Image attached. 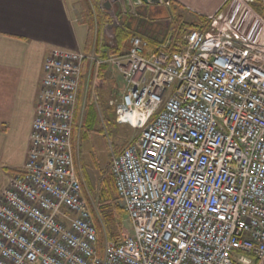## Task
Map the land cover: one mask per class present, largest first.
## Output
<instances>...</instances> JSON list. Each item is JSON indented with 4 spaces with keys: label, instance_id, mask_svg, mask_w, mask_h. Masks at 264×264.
Returning a JSON list of instances; mask_svg holds the SVG:
<instances>
[{
    "label": "built area",
    "instance_id": "built-area-1",
    "mask_svg": "<svg viewBox=\"0 0 264 264\" xmlns=\"http://www.w3.org/2000/svg\"><path fill=\"white\" fill-rule=\"evenodd\" d=\"M237 1L175 50L134 35L107 57L48 52L25 163L0 192V264H264V41ZM85 61L121 72L115 120L138 130L109 164L131 231L101 251L71 141Z\"/></svg>",
    "mask_w": 264,
    "mask_h": 264
},
{
    "label": "crops",
    "instance_id": "crops-1",
    "mask_svg": "<svg viewBox=\"0 0 264 264\" xmlns=\"http://www.w3.org/2000/svg\"><path fill=\"white\" fill-rule=\"evenodd\" d=\"M225 1L99 0V7L107 13L109 21L102 33L105 45L96 50L95 37L89 42V27L80 0H0V192L25 163L42 63L51 49L82 50L107 57L112 54H108L110 51L105 46L110 41L114 42V38L107 39L113 34V29L123 23L133 35L148 42V50H155L165 37L174 35V29L197 22L199 16L214 13ZM256 16L264 23L259 15ZM113 17H116V23H113ZM175 19L179 20L177 26H172ZM108 26H114L111 33ZM112 44L114 46L115 42ZM93 65L85 61L83 73L88 72L89 75ZM96 81L92 83V93L95 92ZM123 89L124 82L120 93ZM104 132L102 129L101 132L90 133L79 146L72 142L76 171L84 173L88 183L90 174L98 172L93 160L96 146L89 148L83 144L97 136L103 137Z\"/></svg>",
    "mask_w": 264,
    "mask_h": 264
},
{
    "label": "trees",
    "instance_id": "trees-1",
    "mask_svg": "<svg viewBox=\"0 0 264 264\" xmlns=\"http://www.w3.org/2000/svg\"><path fill=\"white\" fill-rule=\"evenodd\" d=\"M83 4L84 8V16L85 20L89 27V42L92 41L93 37H95V48L96 50H100L105 45V39L102 33L104 32V27L106 23H108L109 18L107 13H104L99 7V0H80ZM230 0H227L226 3L220 8V11H223L225 6L228 4ZM262 0H253L250 3L251 8L260 16L264 17V7L261 4ZM92 6L94 11L92 12ZM179 19V17H178ZM175 19L174 21H179ZM95 20V25H94ZM209 23L205 16H199L197 22H191L180 25V27L174 29L175 33L172 36V44L170 46L171 50L178 49L177 45L182 42V36L187 29H208ZM177 26V25H176ZM95 28V30H94ZM175 28V27H174ZM113 38L115 45L112 49V52L119 53L123 49H125L130 42V39L134 36L130 28H127L123 23L113 29ZM133 35V36H132ZM104 42V43H103ZM103 43V44H101ZM181 44V43H180ZM107 69V65L101 64L99 66L93 65L91 72L88 77L85 78V72L83 69L79 82L78 96L76 101V110L74 116V124L72 128V139L74 138V133L80 132L82 139L87 137L92 132H101L102 129L98 126L96 122V115L92 104L90 103V91L92 88V83L96 81H102V76ZM89 90L87 94V103L84 107V119L80 122L79 125L76 124L78 114L81 108V94L84 89ZM108 178L104 181L103 186L99 188L97 194H95V205H91V201H89V206L93 214V221L97 228V249L101 251L104 239L108 240H117L125 237L129 232L124 226V220L126 219V213L123 208L122 203L120 202L119 196L116 193L113 178L111 175L107 176Z\"/></svg>",
    "mask_w": 264,
    "mask_h": 264
},
{
    "label": "rangeland",
    "instance_id": "rangeland-1",
    "mask_svg": "<svg viewBox=\"0 0 264 264\" xmlns=\"http://www.w3.org/2000/svg\"><path fill=\"white\" fill-rule=\"evenodd\" d=\"M204 1V0H202ZM227 1V0H226ZM225 1V3H226ZM233 0H230L228 4L225 6L223 11H226ZM239 2V3H238ZM238 7L235 8L234 14L237 15L239 12V8L244 6L241 0L237 1ZM262 6L264 7L263 3L261 2ZM220 9L215 11L214 13H210L206 15V19L209 23L212 21L213 15L218 13ZM255 12V11H254ZM256 13V12H255ZM257 14V13H256ZM258 15V14H257ZM260 16V15H259ZM253 20H247L246 23V31L250 38L255 39L258 42L264 41V23L260 20L254 13L252 15ZM263 20L264 17L260 16ZM114 18V22L116 23V17ZM177 21L172 22V26H176ZM110 33L114 26H108ZM113 37V34L110 35V40ZM113 41H110L106 44L107 51H112L113 49ZM108 53L112 55H116L117 53ZM110 55V56H112ZM88 77V72L85 74V78ZM103 82L99 81L97 85H94L95 92L92 93L90 91V103L92 104L95 115H96V122L98 126L105 130L103 137H95L89 142H84V147L96 146V154L93 156L94 163L98 172L95 171L93 174L89 176V183L85 180L84 173H79L80 179L82 181V187L84 191V197L87 200L88 205L89 201H91V205H95V194L98 193L99 188L103 186L104 181L108 178L107 176L110 175L109 171V164L111 162L112 157L121 151L125 146H127L131 141L135 140L138 135V130L127 125L117 123L115 120V111L117 103L119 102L120 91L123 88V77L121 72L117 69V67L112 64H107V70L103 74L102 79ZM96 83V82H95ZM93 87V84L91 85ZM83 94H82V101L81 105L83 104V110L80 108V112L77 117L76 124L79 125L82 119H84V107L88 101L87 94L89 90L85 87ZM82 140V136L80 132L74 133V145H80ZM72 141V142H73ZM80 159V158H79ZM120 199V198H119ZM120 202L123 205V201L120 199ZM90 207V206H89ZM124 208V205H123ZM91 210V209H90ZM92 212V211H91ZM93 215V214H92ZM126 218V217H125ZM124 226L127 231L130 233L131 228L127 218L124 220ZM98 233V232H97Z\"/></svg>",
    "mask_w": 264,
    "mask_h": 264
}]
</instances>
